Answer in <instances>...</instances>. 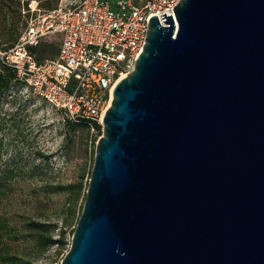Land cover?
<instances>
[{
	"label": "water",
	"instance_id": "1",
	"mask_svg": "<svg viewBox=\"0 0 264 264\" xmlns=\"http://www.w3.org/2000/svg\"><path fill=\"white\" fill-rule=\"evenodd\" d=\"M114 86L60 264H264V0H181Z\"/></svg>",
	"mask_w": 264,
	"mask_h": 264
},
{
	"label": "built area",
	"instance_id": "2",
	"mask_svg": "<svg viewBox=\"0 0 264 264\" xmlns=\"http://www.w3.org/2000/svg\"><path fill=\"white\" fill-rule=\"evenodd\" d=\"M181 0H79L30 16L0 59L26 86L67 120L102 132V117L116 83L143 50L148 19L172 16ZM31 10H35L31 7ZM57 35L54 56L37 60L33 47ZM102 134V133H101Z\"/></svg>",
	"mask_w": 264,
	"mask_h": 264
},
{
	"label": "rangeland",
	"instance_id": "3",
	"mask_svg": "<svg viewBox=\"0 0 264 264\" xmlns=\"http://www.w3.org/2000/svg\"><path fill=\"white\" fill-rule=\"evenodd\" d=\"M77 1L0 0V30H4L7 38L9 29L4 26L5 20L14 21L11 23L21 32L25 19L35 13ZM31 7L35 10L32 11ZM27 8L29 13H26ZM58 39L57 35L46 38L38 46V52L52 55ZM101 133L98 131L91 136L87 129L74 132L59 110L24 84L13 85L0 97V169L7 166L24 169L40 167L41 170L47 164L52 180L73 181L79 164L86 161L87 168L93 166L95 144ZM38 151L40 158H37ZM43 207V202H38L30 190L28 181L15 177L8 197L0 199V216L6 218L8 225H15L29 234L27 221L41 217ZM66 236L69 237L68 231ZM29 239L25 235L15 242H7L13 250L22 254L31 247ZM55 249L56 245H53L44 255L29 257L28 261L30 264H60L64 256L63 253L56 255Z\"/></svg>",
	"mask_w": 264,
	"mask_h": 264
},
{
	"label": "trees",
	"instance_id": "4",
	"mask_svg": "<svg viewBox=\"0 0 264 264\" xmlns=\"http://www.w3.org/2000/svg\"><path fill=\"white\" fill-rule=\"evenodd\" d=\"M26 10V13H29V9ZM27 20L25 19L23 28ZM11 22L14 21L10 19L4 21V26L9 29L7 38H5L4 30H0V47L3 51L11 48L20 35L17 27ZM39 45L33 47L39 61L54 56L58 49L57 42L54 53L46 56L38 52ZM15 84L25 85L23 81L16 77L14 70L0 59V97ZM67 124L74 129V132H82L85 129L90 131L85 123H75L67 120ZM37 158H40V151L37 152ZM46 165L41 170L40 167L37 169H24L22 167L7 166L0 169V199L8 197L14 178L21 177L23 180L28 181L33 195L36 196L38 202H43L44 206L41 217L29 219L26 223L30 235L25 234L15 225H8L6 218L0 216V264H30L29 257H40L53 245H56V255L62 253L63 256L65 255L64 252L70 244L72 233L81 214L92 166L87 168L86 161H84L83 164L77 166L76 178L73 181L62 182L51 179ZM40 196H42L41 199ZM67 231L69 237L66 236ZM25 235L30 237L31 247L20 254L18 251L13 250L7 241L15 242Z\"/></svg>",
	"mask_w": 264,
	"mask_h": 264
},
{
	"label": "bare ground",
	"instance_id": "5",
	"mask_svg": "<svg viewBox=\"0 0 264 264\" xmlns=\"http://www.w3.org/2000/svg\"><path fill=\"white\" fill-rule=\"evenodd\" d=\"M111 100H112V96L110 97V103H111Z\"/></svg>",
	"mask_w": 264,
	"mask_h": 264
}]
</instances>
